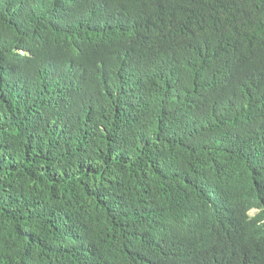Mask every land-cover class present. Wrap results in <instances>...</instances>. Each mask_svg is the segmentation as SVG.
<instances>
[{
	"label": "trees",
	"instance_id": "1",
	"mask_svg": "<svg viewBox=\"0 0 264 264\" xmlns=\"http://www.w3.org/2000/svg\"><path fill=\"white\" fill-rule=\"evenodd\" d=\"M0 264H264V0H0Z\"/></svg>",
	"mask_w": 264,
	"mask_h": 264
},
{
	"label": "rangeland",
	"instance_id": "2",
	"mask_svg": "<svg viewBox=\"0 0 264 264\" xmlns=\"http://www.w3.org/2000/svg\"><path fill=\"white\" fill-rule=\"evenodd\" d=\"M253 213H254V211L251 212V214H253Z\"/></svg>",
	"mask_w": 264,
	"mask_h": 264
}]
</instances>
